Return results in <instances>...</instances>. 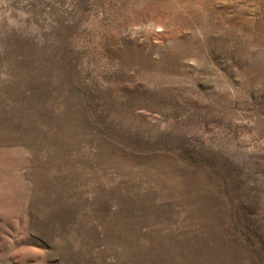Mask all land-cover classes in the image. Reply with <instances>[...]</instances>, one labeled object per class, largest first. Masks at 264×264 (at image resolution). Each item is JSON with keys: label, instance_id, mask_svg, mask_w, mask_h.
I'll list each match as a JSON object with an SVG mask.
<instances>
[{"label": "rangeland", "instance_id": "374dc122", "mask_svg": "<svg viewBox=\"0 0 264 264\" xmlns=\"http://www.w3.org/2000/svg\"><path fill=\"white\" fill-rule=\"evenodd\" d=\"M0 264H264V0H0Z\"/></svg>", "mask_w": 264, "mask_h": 264}]
</instances>
